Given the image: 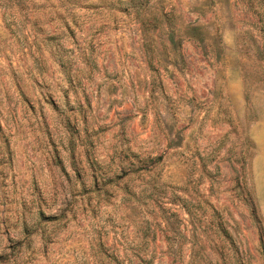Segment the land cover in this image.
<instances>
[{
	"label": "rangeland",
	"instance_id": "obj_1",
	"mask_svg": "<svg viewBox=\"0 0 264 264\" xmlns=\"http://www.w3.org/2000/svg\"><path fill=\"white\" fill-rule=\"evenodd\" d=\"M0 264H264V0H0Z\"/></svg>",
	"mask_w": 264,
	"mask_h": 264
}]
</instances>
